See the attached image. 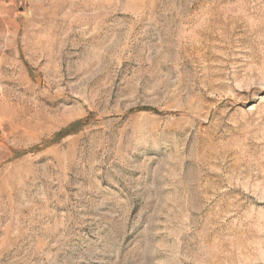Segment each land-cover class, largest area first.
Masks as SVG:
<instances>
[{"label": "rangeland", "instance_id": "374dc122", "mask_svg": "<svg viewBox=\"0 0 264 264\" xmlns=\"http://www.w3.org/2000/svg\"><path fill=\"white\" fill-rule=\"evenodd\" d=\"M0 264H264V0H0Z\"/></svg>", "mask_w": 264, "mask_h": 264}]
</instances>
